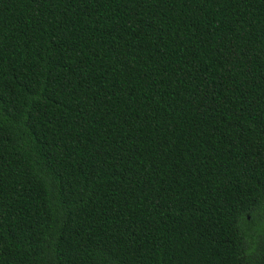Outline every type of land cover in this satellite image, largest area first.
<instances>
[{"label": "trees", "instance_id": "trees-1", "mask_svg": "<svg viewBox=\"0 0 264 264\" xmlns=\"http://www.w3.org/2000/svg\"><path fill=\"white\" fill-rule=\"evenodd\" d=\"M0 264H264V0H0Z\"/></svg>", "mask_w": 264, "mask_h": 264}]
</instances>
